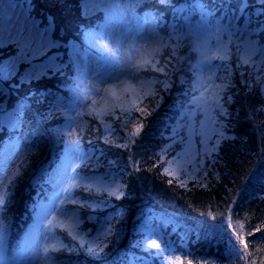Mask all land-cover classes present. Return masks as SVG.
<instances>
[{"label":"snow or ice","instance_id":"snow-or-ice-1","mask_svg":"<svg viewBox=\"0 0 264 264\" xmlns=\"http://www.w3.org/2000/svg\"><path fill=\"white\" fill-rule=\"evenodd\" d=\"M61 2L68 9L73 7L69 0ZM153 5L156 7L153 8ZM75 6L81 10L82 22L77 30L80 32L83 50L75 39H65L63 32H56L53 17L46 18V23L33 17L32 5L28 0H0V46L16 47L17 55H23L21 62L30 65L20 72L12 62V57L6 61L0 60V85L18 88L25 83L56 76L61 77L65 83L71 81L72 87L68 89L72 93L71 103L75 104L78 100L87 102V112L79 113V116H89L97 120L104 129L103 142L120 148H129L135 144V138L145 128L143 120L160 107L164 94L173 95L172 107L175 115L169 118L173 122L165 124L164 131L161 132V139L166 143L156 153L159 163L154 164V167L164 165L161 174L170 177L167 180L169 185L175 181L179 187L187 188L189 182L194 181V187L206 188L207 184H201L202 179L208 175L205 165H215L221 146L227 141L237 139L231 134L232 126L229 122L232 116L229 106L235 103L231 92L235 87L234 72L229 62L235 59L236 70L239 71L241 83L247 91L251 92L255 88L259 95L264 96V0H239L237 7H233L228 0H191V6L198 13V24L212 22L215 40L211 54H202L200 61L201 65L211 66L209 74L205 76L193 73L191 78L180 74V65L190 64V57L185 56L180 49L185 48V51L199 54L201 45L197 41L189 49L179 42L184 27L179 19L183 18L185 5L178 3V0H78ZM162 7L173 12L172 19L175 22H169V19L160 15ZM249 8L253 11L249 12ZM115 12L123 14L132 25L122 31L119 37L105 31L108 24L95 23V18H100L98 13H102V18L110 21ZM5 21L6 26L3 23ZM129 31L145 39V42L128 45L126 58L122 60L116 56V51L125 43ZM173 33L176 34L175 37ZM191 35L189 30L187 36ZM241 37L250 39L242 40ZM61 48L71 50L67 61L59 51ZM92 49L106 54L104 58L107 66L112 68L114 74L108 75L106 79L101 77L102 83L86 84V79L100 76L99 69L105 67L101 64L91 77L86 76L84 67L88 64L87 52ZM255 57H259V60ZM213 61L220 63L213 64ZM69 69L75 75L66 71ZM188 71H191L190 67ZM12 78L17 80L15 85L11 83ZM174 84L180 86L177 93L172 92ZM4 94V88L0 87V96ZM39 95L49 104L50 115L65 107L64 97L52 89L41 91ZM26 107L27 105L17 107L11 114L6 108L0 107V126L7 128L10 124L12 130L18 133L10 147L0 150V264H21L28 251V241L36 238L34 230L26 236L23 245L11 249L8 240L9 227L4 220L6 205L12 196L9 189L23 175L30 162L29 150L21 147L26 139L22 119ZM262 112L264 103L258 105L248 116L254 126H257L256 114ZM70 119L75 123L76 117ZM117 121L119 124L114 128L113 124ZM260 123L264 124V121ZM88 125L89 121L81 119L77 125L78 131H68L67 135L71 137L68 143L74 147L65 154L64 160L67 162L75 158L78 162L62 166L48 178L47 182L55 184L57 191L47 198L46 205L40 204L34 208L39 219L37 230H46L50 237L41 250L42 264H62L60 256L63 253L77 251L76 247L56 236L57 230L76 242L79 249L91 259H101V254L111 242L110 238H118L115 225L122 222L124 212L117 210L111 213L107 210L111 206V198L125 197L127 184L111 172L100 174L91 165L93 160L99 163L100 157L104 155L102 151L99 156L87 152L81 154L80 146L85 139ZM118 129L127 133L124 137L126 142L116 143L110 139ZM93 130L99 131V128L93 126ZM258 130L264 138V127ZM59 135L62 136L63 133ZM197 137L199 148L194 151ZM88 143L91 144V140ZM177 146L179 151H176ZM21 154L23 158L16 163L9 176L8 162H15V158ZM136 170L139 171V168ZM216 176L218 178L219 174L216 173ZM69 205L73 207L69 208ZM53 208L60 215L52 214ZM216 219L215 215L211 216L212 221ZM86 222H91L95 227L83 228ZM210 227L230 229L229 235L232 239L227 255L233 260L245 258L244 264H248L246 257L249 255V243L241 234L244 225L237 222V226H233L230 207L225 219ZM260 231V228L256 229V232ZM91 233L95 235L89 239ZM248 235L254 233L249 232ZM163 239L162 236H146L135 246L141 247L150 258H159L160 264H164V254L174 255L175 247L170 243H162ZM153 249L156 251H151ZM197 259L201 264H216L215 260L209 261L207 257ZM127 264H147V259L132 255ZM188 264H192V261L189 260ZM252 264H256L255 259Z\"/></svg>","mask_w":264,"mask_h":264},{"label":"trees","instance_id":"trees-1","mask_svg":"<svg viewBox=\"0 0 264 264\" xmlns=\"http://www.w3.org/2000/svg\"><path fill=\"white\" fill-rule=\"evenodd\" d=\"M28 2L32 5L33 17L44 23L47 22L46 18L53 17L57 33L63 32L65 39H75L81 48L84 47L80 40V32L77 30L82 22L81 10L75 6L78 0H69V3L73 5L71 9L64 7L61 0H28ZM178 3L185 5L183 18H178L179 23L184 25L182 34L187 32L189 24L192 26L191 23L199 21V17L194 7L191 6V0H178ZM228 3L237 7L239 0H228ZM160 15L169 19V22H175L172 19L174 14L168 8H160ZM97 16L100 18H95V23L101 25L104 20L103 14L98 13ZM186 37L188 39L186 45L193 47L190 43V38L193 39V37ZM60 50L64 60L67 61V50L68 54L71 50L67 48ZM231 62L235 83L231 92L235 103L229 106V111L232 113L229 122L232 126L231 134L237 139L227 141L221 146L215 165L210 167L205 165L208 175L202 179L201 184H207L206 188L194 187V181H190L187 188L179 187L175 181L169 185L167 180L170 177L161 174L164 165L154 167V164L159 163L156 153L160 151L161 145L166 143L161 139V132L164 131L165 124L173 122L169 118L175 115V109L172 107L173 95L164 94L160 107L143 120L145 128L140 136L135 138L136 143L129 148L105 144L102 139L103 131L95 132V135L101 138L94 137L91 144L88 143L89 138L84 139L82 148L91 150L96 156H99L101 151L104 153L99 163L93 160L91 165L100 174L111 172L119 176L121 182L127 184L125 197L111 198V206L107 210L111 213L122 210L124 216L122 222L115 225L118 229V238L110 239L111 242L101 254V259L89 258L82 249H79L76 242L57 230L58 236L65 243L77 249L73 253H63L60 256L62 264L67 262L71 264H127L132 255L144 257L147 259V264H160L159 258H150L141 247L135 246L146 237L142 230L146 222L162 231L165 242L173 245L175 251L184 259L183 264H188L189 260L192 264H201L197 259L199 257H207L209 261L215 260L216 264H244L245 258L233 260L227 255L229 242L232 239L229 235L231 230L210 227L212 224H220L225 219L229 207L233 226H237V222H242L244 225L241 234L249 243L247 250L249 255L246 257L248 264H252L253 259L256 264L264 261V151H262L264 138L258 130L264 127V124L260 123L264 121V112L256 114L257 126H254L253 121L248 119L254 109L264 103V96L259 95L255 88L251 92L247 91L245 85L241 83L239 71L236 70L235 59L229 63ZM184 65L186 66V63ZM68 71L71 75H75L70 69ZM245 78H247V71H245ZM69 82L71 84L68 86ZM70 86H72L71 81L65 83L62 79L59 83H48L37 90L40 89L41 92L52 89L60 96H67ZM179 87L174 84L172 92L177 93ZM8 97V113H13L17 107L27 105L22 113L26 134V139L22 142L24 148L33 151L34 148L28 146L30 142L36 143L39 148V137L42 136L38 123L39 116L32 114L29 117L33 100L24 93L11 94ZM0 101L5 102V96H1ZM135 115L139 116L138 113ZM64 121L66 118L62 122ZM118 124V121L115 122L113 127L117 128ZM0 133H3L0 135V150L4 149L8 141L15 140L18 135L12 130L10 124L7 128L0 126ZM126 135L124 130L118 129L110 139L116 143H124ZM58 150L62 154H59L60 157L65 156L66 145ZM179 150L177 146L176 151ZM56 156L52 158L51 155L48 161H52L51 167L56 166L57 169L62 163V157ZM42 165L43 162H39L28 170L25 175L27 177L21 183L22 189L20 187L16 189L15 197L8 205L9 210L4 214V220L9 227L8 240L11 249L23 245L26 235L35 222V206L48 201L47 198L51 195L53 184L47 182L49 177L45 174L52 168L49 165L48 168L40 171ZM137 168L139 171L136 170ZM216 173L219 174L218 178ZM35 183L36 186H33ZM221 213L224 215L222 216ZM212 215L217 217L215 221L211 220ZM82 227L88 229L95 225L86 222ZM257 228L261 231L256 232ZM249 232L254 235H248ZM235 243L239 244L238 241ZM240 247L242 248V245ZM151 251L155 252V250ZM186 253H191V255H186Z\"/></svg>","mask_w":264,"mask_h":264},{"label":"rangeland","instance_id":"rangeland-1","mask_svg":"<svg viewBox=\"0 0 264 264\" xmlns=\"http://www.w3.org/2000/svg\"><path fill=\"white\" fill-rule=\"evenodd\" d=\"M112 2H116V0H112ZM249 12H252L253 9L249 8L248 9ZM243 20V17H242ZM40 21V20H39ZM6 26V21L3 22ZM104 24H108V28L105 29L106 32H112L114 35L116 36H120L122 31H125L126 29L132 27V25L129 23V21L125 18V16L123 14H121L120 12H115L113 14V16L111 17L110 21L104 19L101 22V25ZM192 26L189 24L187 26V32H183L181 34V37L179 38V42L184 45L187 48H191V46H187V33L189 32V30L192 33V37L193 39L190 38V43L195 46L196 42L199 41L200 45H201V49H200V53H195L192 51H185V48H181L180 51L185 55L190 57V64L186 63V66L180 65L181 68V75H184L185 77L191 78L193 73H199L202 75H208L209 74V69H210V65L208 64H200V61L202 59V54L207 53V54H211L212 52V45L215 44V40L213 39V33H214V28L212 27V22H208L204 25H199L198 21L191 23ZM173 36L175 37L176 34L173 33ZM186 37V38H184ZM123 38V37H121ZM240 39H250V37H241ZM145 39H142L140 36H136L134 32L129 31L127 33V38L125 39V43L123 45H121L118 50L116 51V56L120 59H125L126 58V52H127V48L128 45L135 43L137 45L144 43ZM239 42V41H238ZM109 43H114V41H109ZM81 48V47H80ZM81 50H83V48H81ZM56 51V50H53ZM60 53L63 56V53L61 52V50L59 49ZM51 53H49L50 55ZM0 60L2 61H6L7 58L12 57L13 58V63L16 64L17 66V70L22 72L24 70H26L27 68L30 67V65H28L26 62L22 63L21 60L23 59V55H17V49L16 47H3L0 46ZM105 55L104 53H101L98 49H92L89 50L87 52V57H88V64L87 66L84 67V72L86 74L87 77H91L95 72L96 69L99 65L104 64L105 67H102L99 69L100 71V76H96V78H89L86 79V84H97V83H102V79L101 77H103V79H106L108 75L114 74L112 71V68L110 66H107V62L105 60ZM2 58V59H1ZM64 58V56H63ZM67 58H68V50H67ZM41 60L43 59V57L40 58ZM255 59L259 60V57H255ZM194 61V63L192 62ZM173 63H175V61H173ZM213 64H218L220 63L219 61H213ZM231 64H233L231 62ZM199 65V66H198ZM7 66V65H5ZM191 68V71H188V68ZM68 71V70H66ZM60 81H62V78L59 76L53 77V78H42L39 81H33L30 84L29 83H25L22 86H19L18 88L16 87H8L7 85H0V87L4 88L5 94L3 96H5V102L0 101V106H2L3 108L8 109V103H9V95L11 94H20V93H24L26 95H28L32 100H33V107L31 110V113L29 115V117H31L32 114H36L39 116V126L41 127V134L42 136L39 137V143H40V147L38 148V145H36V143L34 142H30L28 144V146L30 148H34L33 151H28V156H29V164L26 170L23 171V175L18 178V180L16 181L15 185L12 187V190H10L12 192V196L10 198V201L14 199V192L16 191V189L18 187H20V189H22L21 183L23 182V180L27 177L25 176L26 173L28 172V170L35 164L37 163H41L43 162L42 167L40 168V171L45 170L46 168H48V166L50 165V163L52 161H48L50 158V156L52 155V158L56 156H59L60 151L58 150V148H61V146L66 145V153L72 148L74 147L73 145L69 144L68 141L71 139V137H69L67 135L68 131H73L76 132L78 131V127L77 125H79L80 120L84 119L89 121V125H88V130L85 133V139L89 138V140L93 141L95 138L94 137H100L98 135H95L96 131L93 130V126L99 128V132L103 131L104 133V129L103 127H101L99 125V122L97 120H94L92 117L89 116H83L80 117L79 113H84L87 112V102L82 101V100H78L76 101L75 104L71 103L72 100V93L69 92L67 90V96H62L64 97V105L65 107L60 108V110L58 109L57 112L52 113L51 115L49 114L50 109H49V104L47 102H45L44 98L41 97L39 95L40 89L37 90L38 88H41L43 86H45L48 83H59ZM11 83L13 85H15L17 83V80L15 78L11 79ZM71 83H68V86ZM72 86H70L69 88H71ZM1 97V96H0ZM51 99V98H49ZM11 107V104H10ZM11 114V113H9ZM71 117H76L75 123L70 119ZM66 118V121L62 122L64 119ZM7 119V117L5 118ZM59 133H63V135H59ZM199 138L197 137V143L193 146V150H198L199 148ZM14 143V142H12ZM10 141L7 142L6 145H4V149L8 148L11 146ZM21 147L24 148V143L21 144ZM37 148V149H36ZM36 149V150H35ZM80 152L81 154L87 152L89 154H93L91 150L82 148L80 146ZM50 155V156H49ZM62 155V154H60ZM56 156V157H57ZM62 157V163L61 165L56 169V166L52 169H50V171L46 172L45 176L50 177L53 176L58 170H60L62 168V166L64 165H70L73 163L78 162V160H76L75 158H73L70 161H65L64 157L65 156H61ZM59 156V158H61ZM23 158V154H21L20 156H17L15 158V162L13 161H9V166H8V175L10 176L12 174V171L15 169L16 163L19 162L20 159ZM199 159V158H198ZM79 171V170H78ZM50 172H52L50 174ZM36 186V183L33 185ZM57 191V187L55 184H53L52 186V192L50 197ZM62 197H57V199H60ZM10 203V202H9ZM9 203L6 205L7 210H9L8 205ZM48 201L41 203V204H47ZM69 208H71V206L69 205ZM52 214H56V215H60L58 212L55 211V209H52ZM50 218V216H49ZM39 223V219L37 218V216L35 215V222L33 224V226L31 227L29 233L33 232L34 230L36 231V238L34 240H30L28 241V251L26 252L25 256L23 257V259L21 260V264H42V256H41V250L42 247L45 243L49 242V234L47 233V231H39L37 230V225ZM143 232L146 234V236L149 237H154V236H162L164 238V234L162 233V231L158 228H154L151 226V224L149 222L144 223V225L142 226ZM28 233V234H29ZM27 234V235H28ZM26 235V236H27ZM94 234H89L88 238L92 239L94 237ZM56 236L58 238H60L56 232ZM61 239V238H60ZM111 239V238H110ZM111 241V240H110ZM25 242V241H24ZM150 242V240H149ZM162 243H165V240L163 239V241H161ZM107 249V248H106ZM105 249V250H106ZM104 250V251H105ZM155 250V249H153ZM156 251V250H155ZM171 261V264H183L184 263V259L182 258V256L180 254H178L175 251L174 255H169L168 253L164 254V264H168V262ZM63 264H71V263H63Z\"/></svg>","mask_w":264,"mask_h":264}]
</instances>
